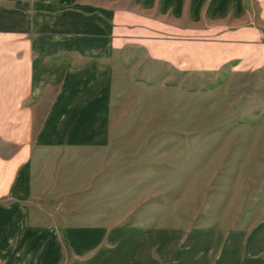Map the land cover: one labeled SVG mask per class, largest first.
I'll list each match as a JSON object with an SVG mask.
<instances>
[{"label":"crops","instance_id":"0c3cea01","mask_svg":"<svg viewBox=\"0 0 264 264\" xmlns=\"http://www.w3.org/2000/svg\"><path fill=\"white\" fill-rule=\"evenodd\" d=\"M135 51L166 65L165 85H176V73L189 81L192 68L207 74L228 63L234 84L264 85V0H0V200H8L0 203V219L6 232L29 240L39 234L24 220L29 140L38 146L107 143L108 88L142 85V75L151 73ZM10 85H22L21 97L10 98ZM31 100L46 105L43 117L32 112ZM33 121L39 122L34 132ZM12 122L18 124L10 135ZM13 144L18 152L10 154ZM42 235L39 250L59 251ZM70 237L78 256L107 241L111 250L99 253L98 264L124 257L123 264H264V224L247 232L193 229L188 235L87 228Z\"/></svg>","mask_w":264,"mask_h":264},{"label":"rangeland","instance_id":"374dc122","mask_svg":"<svg viewBox=\"0 0 264 264\" xmlns=\"http://www.w3.org/2000/svg\"><path fill=\"white\" fill-rule=\"evenodd\" d=\"M135 53L151 73L142 75V85L108 88L107 143L38 146L29 140L24 220L39 234L29 240L6 232L0 219V264H96L100 252L111 250L107 241L88 255L71 249L73 232L87 228L188 235L193 229L247 232L264 224V85L234 84L230 63L217 71L211 66L207 74L192 68L189 81L176 73V85H165L166 65ZM18 87L10 85V98L21 97ZM35 104L28 106L43 117L46 105ZM17 124L10 123V135ZM38 124L32 122L33 132ZM14 151L18 145H10ZM42 234L59 251L39 250Z\"/></svg>","mask_w":264,"mask_h":264}]
</instances>
